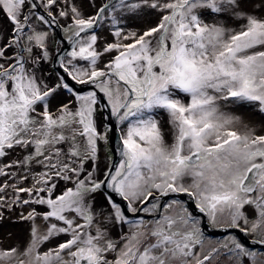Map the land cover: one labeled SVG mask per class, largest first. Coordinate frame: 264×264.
<instances>
[{"label": "snow or ice", "instance_id": "1", "mask_svg": "<svg viewBox=\"0 0 264 264\" xmlns=\"http://www.w3.org/2000/svg\"><path fill=\"white\" fill-rule=\"evenodd\" d=\"M117 9L142 23L115 27L113 40L101 42L95 28ZM0 12L10 25L0 36V176L25 171L20 184L0 182V192L27 196L13 204L31 207L21 219L33 221L29 245L0 247V264H210L220 249L201 254V218L216 224L227 211L229 227L246 235L264 224V128L222 110L248 104L264 113V0H0ZM61 18L72 21L65 31L73 47L50 58L49 33L37 22L61 27ZM45 59L59 63L51 82L35 68ZM89 84L86 93L77 87ZM96 89L120 141L119 162L100 171L94 162L106 134L97 127ZM97 194L106 219L134 230L113 239L97 219ZM163 197L171 202L152 203ZM11 206L0 195V207ZM174 206L183 215L163 214ZM141 212L152 221H128ZM50 240L55 246L40 251ZM255 243L264 247V237ZM221 247L249 261L258 254L235 237Z\"/></svg>", "mask_w": 264, "mask_h": 264}, {"label": "rangeland", "instance_id": "2", "mask_svg": "<svg viewBox=\"0 0 264 264\" xmlns=\"http://www.w3.org/2000/svg\"><path fill=\"white\" fill-rule=\"evenodd\" d=\"M121 15H122V13H120L119 9H118V13H116L115 11H111V10L108 12L107 17L104 20V23L100 28L101 32L96 31L97 34L100 33L99 36L101 37V42H103L105 40H107V41L113 40V37L110 36L111 34L109 32H110V29L117 27L118 24L114 25L112 23V20L115 17L120 23L121 22L120 20H123L120 18ZM154 19H155V17H154ZM124 25H128L127 21L124 22ZM229 26L235 27L236 26L235 22H232ZM49 36H50V34H49ZM66 50H68V48ZM61 55H63V54H61ZM104 59L106 60L107 56H105ZM80 63H81V65H86V62H84V61H81ZM41 64H42L41 66H35V68L39 69L44 74V73H46L45 72V66H44V63H41ZM37 75H38V73H37ZM53 75H54V77H56L55 72L53 73ZM45 76H46V74H44V77ZM51 81L52 80L50 78L49 82H51ZM83 86L87 87L85 89H81L85 93L94 88V86L90 85V84L89 85H83ZM83 86L77 85V87H83ZM96 90L99 94V97L101 98V96H102V98L104 100V101H102V99H100L99 111L102 112V117H101V114L98 112L97 113V120H96L97 127H98V131L106 134V140H101L98 143V151L96 154L97 158L94 162V166L97 167L98 171H100V170L105 169L106 166H111V163H113V160H114V153H113V151L111 149V145H110V136H109L110 131L108 129L114 127L115 132L119 133V127H118V123L115 121L114 117H111V120H113L115 125L112 122H107L105 120V114L103 112V108H105L110 114L109 108L106 107V105H105V103L108 104V99L103 93H99V89H96ZM67 95L68 94H65L64 99H67ZM222 110L229 113V114L237 115L240 117H242V116H245V117L254 116L261 123L257 122L256 120H251V119L249 120V118H248V120H246V123L254 125L257 128V130L264 128V113H262L259 110L258 106H251L248 104L241 106L239 104L228 103V104L224 105ZM163 119L166 120V116L163 117ZM167 131H168V129H167ZM168 139L170 142L171 141L170 136L168 137ZM81 141H82V138L78 137L76 142L79 143ZM85 146L86 145H82V148H81L82 154H83V147H85ZM64 147L67 148V144L64 145ZM113 148L118 151V149L116 147H113ZM119 159H120V157L117 159L116 163L119 162ZM39 171H41L40 167L38 165L35 166V172L29 173L30 180L25 181L23 183V186H26V187L31 186V178L34 177L36 175V173H38ZM23 174H25L24 170H21L19 172H17L16 170H13V175L11 177L0 176V182L6 181L7 184H12L13 180H15L16 184H20V180L18 179V177L20 175H23ZM57 184L60 188L64 187V182L61 180H57ZM0 195H4L7 198V203L9 205H12L11 207H0V215L3 216V218L0 219V247L7 248L9 246H14L16 248H19L21 246V248H19V249H24L29 245V243L32 240L33 223L29 222L28 220L21 219V214L26 215L28 211H31V207L29 210H25L22 208L25 205H22L19 203L13 204V201L15 200L16 197L23 196V194H21V193L14 192L13 187H4V190H3V192H0ZM23 198L28 199L27 196H23ZM16 205H19V206H16ZM32 207H36L37 211H39L41 213H43L46 210V206H43V205H32ZM96 211H97V213H101V212L104 213L103 216L98 215L97 219L100 220V222L103 224V226L107 229L108 234L113 239L119 240L123 234L129 233L132 230H134V224L133 223L132 224L125 223V224L121 225L120 223H116L115 221H111V220H108L105 218L108 215V212L110 210L107 209L106 201H105L104 197L100 194H97ZM129 215H133V214L128 213L127 216H129ZM37 219H40V218H37ZM40 220L43 222L42 219H40ZM137 220H139V219L135 217L134 219H131L130 221L134 222ZM144 221L145 222H151L152 221V215L146 213V217L144 218ZM24 224H25V227H23ZM6 225H8V226H6ZM17 227H20V228H17ZM123 227H125L124 231L119 230V229H122ZM13 229H16V231L19 232L17 234V236L12 234ZM25 231L27 232V236H25L26 234L24 235ZM141 231H143V229H141ZM21 236L25 237L24 241H22V239H20ZM65 238L66 237L61 236L58 239L62 240ZM208 239H209V242L210 241L214 242L213 238L208 237ZM55 243H56V240H55ZM49 248H51L50 242L47 241L40 246V251H47ZM174 261L176 263L177 260H174Z\"/></svg>", "mask_w": 264, "mask_h": 264}, {"label": "flooded vegetation", "instance_id": "3", "mask_svg": "<svg viewBox=\"0 0 264 264\" xmlns=\"http://www.w3.org/2000/svg\"><path fill=\"white\" fill-rule=\"evenodd\" d=\"M80 1L83 2V0H75V2L78 5L81 4ZM101 2L115 3L116 0H96V3H101ZM82 11H84L86 14L90 15V14H93L95 10L93 8L88 7L87 4L85 3L84 7L82 8ZM107 15H108V13H106L105 17L100 20L99 24L95 28V31H100V28L103 25L104 20L106 19ZM0 20L5 22V24H6V27H0V36H2L3 32L6 31L10 25L7 24V21L5 20L2 12H0ZM71 23H72V21L69 19H66V18L60 19L61 27H56L55 25L48 27V26H44V25H39V22H37L38 27L45 28L48 31V33L50 34L49 39L47 41L50 58L51 57L63 58L65 53L72 50L73 44H72V41L69 39V37H71V35H72V32L71 31H65V28L68 25H70ZM98 35H100V33H98ZM64 48H66V49L68 48V50L63 52ZM17 50H19V49H17ZM37 51H38V49H37ZM61 54H63V55H61ZM25 55H28V54L25 53ZM45 60H44L45 62L43 61L41 63H44L46 72L48 73V75L51 78L54 79L55 77H54L53 73L54 72L56 73V71L59 69V63H53L51 59H45ZM41 63H37L35 66H41L42 65ZM99 113L101 114V117H102V112L99 111ZM177 198L185 203V205L188 207L189 211L195 212L194 206L192 205V203H191L192 201L189 197H187L185 195H180ZM170 202H171L170 197H163V198H158L157 200L153 201L152 203L153 204L158 203L159 205H164V204L170 203ZM149 207L151 208V205H149ZM159 211L160 210L158 209L157 212L153 213L152 215H158ZM162 211H163L164 215H171L173 217H176L178 214L183 215L181 208L179 206H174L171 209L164 208ZM195 214L198 217L200 216L199 213H195ZM247 214L250 218L254 217V212H253V209L251 207H248ZM135 217L138 219H140V218L144 219L146 217V213L141 212V213H138L136 215L127 216L128 221H130L131 219H134ZM203 219L205 220L204 225L202 223ZM217 221L218 222L216 224H211L210 222H208V220L206 218H201V224H200L202 231H203L202 243H201V245H199L201 254H207V253L211 252V250L214 248L220 249V254L215 256V258L211 260L210 264H264V254H262V253H264V247H262L258 243H255V241H257L261 237H264V224H261L257 228L255 233H249L246 235L245 233L242 232L244 234V236L248 239V241H244L239 237V233H241V231H239L238 229H235V228H230V230L225 231V232H217V235L216 234L213 235V234L209 233L208 232L209 226L217 228V230H218V228H221V227H229L230 217H229L227 211H225V213L223 215H218ZM127 223L132 224L131 222H127ZM123 224H125V223H122L121 225H123ZM206 224L208 226H206ZM124 228L125 227H123L122 229H119V230L124 231ZM208 237L213 238L214 242H212V241L209 242ZM232 237L239 239L249 249H253V250L257 251L258 254L255 257L254 261H249L248 258L237 256L236 254H230V255L225 254L226 249H223L221 247V245L223 243H225L227 240L231 239ZM178 263H179V260H177L176 263H175V261H173V264H178ZM206 264H207V262H206Z\"/></svg>", "mask_w": 264, "mask_h": 264}, {"label": "bare ground", "instance_id": "4", "mask_svg": "<svg viewBox=\"0 0 264 264\" xmlns=\"http://www.w3.org/2000/svg\"><path fill=\"white\" fill-rule=\"evenodd\" d=\"M81 2V1H80ZM82 3V2H81ZM116 13H118V9L115 11ZM121 17V16H120ZM147 19H154V17H150V18H147ZM121 22L118 24V26H126V28L129 30L131 27L133 28V27H135L137 24H140V23H142V21H139V20H136V21H133V20H126V19H123V20H120ZM127 21V24L128 25H124V22H126ZM0 27H6V24H5V22H3L2 20H0ZM117 26V27H118ZM114 29L115 28H112V29H110V34L112 33V31H114ZM111 37H113L112 35H110ZM107 59H108V57H107ZM106 59V60H107ZM44 70V69H43ZM45 72H46V70H45ZM38 73V75H40L41 74V71H38L37 72ZM43 74V73H42ZM44 74H46V76L45 77H50L48 74H47V72L46 73H44ZM44 74H43V76H44ZM51 78V77H50ZM55 79V78H54ZM53 78H51V80H54ZM248 118H249V120L251 119V120H256L257 122H260V121H258V119L256 118V117H254V116H247V117H245V116H242L241 117V119L243 120V121H245L246 122V120H248ZM255 121V122H256ZM261 123V122H260ZM165 131L167 132V127H165ZM190 179V178H189ZM16 206H19V205H16ZM23 209H25V210H29L30 209V207L29 206H24V207H22ZM29 222H32L33 223V221L32 220H28ZM35 224H37V225H39L40 227H41V230L43 231L44 230V223L40 220V219H36L35 220ZM6 226H8V225H6ZM23 227H25V224L23 225ZM17 228H20V227H17ZM19 232L18 231H16V229H13L12 230V234H14L15 236H17V234H18ZM26 234V235H25ZM24 235L25 236H27V232L25 231L24 232ZM17 238V237H16ZM24 236L22 237L21 236V238L20 239H22V241H24ZM50 242V246L51 247H53V246H55V240H50L49 241ZM26 243V242H25ZM19 248H21V246L19 247ZM18 248V249H19Z\"/></svg>", "mask_w": 264, "mask_h": 264}, {"label": "water", "instance_id": "5", "mask_svg": "<svg viewBox=\"0 0 264 264\" xmlns=\"http://www.w3.org/2000/svg\"><path fill=\"white\" fill-rule=\"evenodd\" d=\"M66 50V48H64L63 49V52ZM78 88H81V89H85V88H87L86 86H83V87H78ZM101 99H102V101H104L103 100V98H102V96H101ZM105 103V102H104ZM105 105H107L106 103H105ZM103 112H104V114H105V120L107 121V122H112L113 124H114V122H113V120H111V116H110V114H109V112L105 109V108H103ZM115 125V124H114ZM109 136H110V145H111V149H112V151H113V153H114V160H113V163H116L117 162V159L120 157L119 156V151H117V150H115L113 147H116L117 149H119V147H120V141H119V137H118V132H115V130H114V127L112 128V130L110 131V133H109ZM113 163H111V165L113 164ZM117 199H119V198H117ZM190 202V201H189ZM192 203V202H191ZM193 205V204H192ZM204 219L202 220V223H203V225H204ZM206 223V222H205ZM206 226H208L207 224H206ZM228 230H230V227H221V228H218V230H217V228H214V227H212V226H209L208 227V232L209 233H211V234H217V232H225V231H228ZM239 237L242 239V240H244V241H248V239L244 236V234L241 232V233H239Z\"/></svg>", "mask_w": 264, "mask_h": 264}]
</instances>
